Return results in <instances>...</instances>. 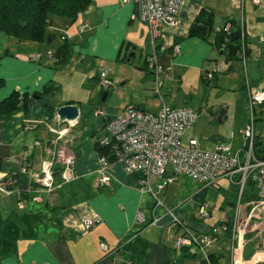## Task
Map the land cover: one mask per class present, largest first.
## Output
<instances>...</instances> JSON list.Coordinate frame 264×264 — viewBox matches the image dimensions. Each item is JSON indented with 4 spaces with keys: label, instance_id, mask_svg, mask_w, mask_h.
<instances>
[{
    "label": "crops",
    "instance_id": "0c3cea01",
    "mask_svg": "<svg viewBox=\"0 0 264 264\" xmlns=\"http://www.w3.org/2000/svg\"><path fill=\"white\" fill-rule=\"evenodd\" d=\"M201 9L211 13L215 26L231 21L243 30L247 56L232 69L213 47L214 35L206 38L189 35ZM133 12L132 4H121L120 0H91L75 23L65 18L53 19L55 29L65 32L71 42L65 65L48 56V53L54 55L61 43L50 50L47 42H18L0 34V102L11 95H16L19 101L14 110L0 114V184L7 190V194L0 191V236L20 218L29 227L27 231L20 229L16 241L4 244L0 264H203L196 249L175 247L178 230L166 209H173L179 219L187 221L199 234H208L211 228L225 224L226 220L234 227L238 175L219 181L216 190L222 191L224 196L220 208L222 216L218 217V222H207L199 220L197 214L202 201L208 204L209 189L194 197L200 185L184 175L177 176L172 184L163 188H160L162 178H150V188L162 206L156 204L151 193L140 189V175L126 174L120 165L111 166L113 179L109 186L99 187V155L95 146L106 120L120 114L125 107L151 111L138 103L139 94L144 92L141 88L158 97L154 94L153 74L147 64L151 56L164 70L163 83L173 84L179 90L182 79L188 76L203 84L202 79L210 72L214 82L219 81L220 75L237 69L245 71L242 88L247 83H264V0L257 3L253 0H183L176 25L164 26L154 47L148 38L147 25L134 19ZM80 27H84L82 34ZM164 35L172 40L167 50L162 49ZM52 41L53 38L50 43ZM175 45L179 53L174 55ZM107 67L112 87L101 92L98 74ZM128 70L135 73L131 75L135 77L132 81ZM62 79L69 87L68 93L74 95H58ZM50 87L49 94L46 89ZM74 89L82 93L76 94ZM37 95L41 99L36 98ZM185 97L179 105L170 98L165 102L160 90L158 110L162 104L194 110L193 97ZM246 102L245 90L240 104L244 116L240 132L249 120ZM65 105L78 108L74 123L58 121L56 113ZM98 109H102L105 116H97ZM216 113L220 123L231 118L228 105ZM196 123L184 139H196L191 134ZM261 129L262 122L258 121L257 130ZM197 141L200 149L210 152L222 143L215 140L211 149L205 150L201 140ZM247 147L242 136V147L234 150L230 146V152L243 158ZM68 156L75 157V165L66 172L67 182H63V160ZM44 164H51L53 189L50 192L34 181ZM167 173L170 174L171 169ZM23 194L28 197L23 198ZM34 196L39 200L34 201ZM258 201L256 186L248 178L240 201L241 234L231 242L219 232L208 251L212 264H264V205H258ZM138 214L143 218L141 222H137ZM93 217H97L98 222L85 231L82 220ZM101 244L107 249H101Z\"/></svg>",
    "mask_w": 264,
    "mask_h": 264
},
{
    "label": "built area",
    "instance_id": "2783aa9c",
    "mask_svg": "<svg viewBox=\"0 0 264 264\" xmlns=\"http://www.w3.org/2000/svg\"><path fill=\"white\" fill-rule=\"evenodd\" d=\"M233 1L241 2L243 0ZM120 2L134 6L133 18L147 25L148 38L154 47L153 43L160 38L162 28L176 25L183 0H120ZM253 2L257 3L258 0H253ZM228 28L227 26H217L215 31L227 32ZM83 31L84 27H80L79 33L82 34ZM241 37L245 39L243 30H241ZM243 46L245 48V44ZM172 53L174 55L179 53L177 45L173 46ZM48 56L55 60L53 54L48 53ZM241 57L243 60L245 59V50H242ZM147 64L153 74L154 94L160 97V90L165 77L164 70L157 64L155 57L148 58ZM206 78L212 80L213 74L208 73ZM98 85L102 90L112 87L108 69H101L98 74ZM245 86L249 120L241 130V134L248 144L243 158L238 154L232 155L230 146L224 142L210 152L200 149L196 139H184L198 117V113L192 108H171L162 104L158 111L152 112L127 106L120 114L108 118L101 130L102 135L98 140V145L107 150L108 156L101 155L98 157V186H109L113 179L111 166L120 165L126 174L140 175L138 183L140 189L151 193L156 204L162 206V202L156 198L150 188L149 180L151 177L163 179L160 188L173 183L177 176L186 175L199 183L202 188L218 189V183L221 179L233 178L238 175L237 213L231 232L232 242H235L237 236L241 234L239 209L241 208L242 192L248 178H251L256 186L259 196L258 205H264V160L258 159L253 149L257 139L264 144V83L254 87L249 84ZM96 115L103 117L105 113L102 109H98ZM258 121L262 122L260 131L257 130ZM63 165L61 179L63 182H67L66 172L73 169L75 157L64 158ZM168 169H171L170 174L167 173ZM34 181L40 188L50 192L53 189L51 164H44L41 174L35 176ZM0 191L7 194V190L1 184ZM32 199L38 201L39 197L34 196ZM166 212L171 216L172 223L181 230L176 235L175 247L182 248L191 244L200 245V253L208 261L206 248L213 244L210 235L197 236L190 230L188 222L179 219L174 214L173 209H166ZM197 217L199 220L209 217L207 203L200 206ZM142 220L141 214H138L137 222ZM97 222V217L83 219L82 227L85 231H89ZM212 232L217 231L213 230ZM101 249L106 250L107 248L101 244Z\"/></svg>",
    "mask_w": 264,
    "mask_h": 264
},
{
    "label": "trees",
    "instance_id": "16d2710c",
    "mask_svg": "<svg viewBox=\"0 0 264 264\" xmlns=\"http://www.w3.org/2000/svg\"><path fill=\"white\" fill-rule=\"evenodd\" d=\"M90 4L91 0H0V33L11 37L18 42H45L48 38L52 39V36H48L47 29H49L53 19L57 17L65 18L73 24L80 13L86 10ZM226 26L229 27L227 32H216L215 27L217 26L214 25L211 13L208 10L201 9L190 27L189 35L202 38H206L211 34L214 35L213 47L217 51L222 52L226 63L230 64V69H232V66L236 62L242 61V50H245V57L247 56V49L246 45L245 48L243 46L245 44V39H242L241 37L242 29L231 21H225L221 25V27ZM69 56L70 45L68 44L67 39H65L63 44L55 51L54 57L58 64L65 65ZM202 80L204 84L213 82V78L212 80H208L206 76ZM51 89L52 87L47 88L46 92L50 94L52 92ZM37 97L41 99V96L37 95ZM18 102V97L16 95H11L5 101L0 102V114L14 110L18 105ZM95 148L99 156H108L107 150L99 147L98 143ZM253 149L256 157L264 160V144H262L259 139L255 141ZM192 180L196 182L194 179ZM197 184L200 185L199 183ZM206 189L207 188H202L200 185L197 192H195L194 197L202 194ZM22 197L27 198L28 196L27 194H23ZM204 203L205 202L202 201L201 205ZM230 225V221L226 220L225 224H220L211 228L208 234L213 242L219 232L225 235L224 238L229 239L232 242V228ZM20 229L23 231L29 229L23 218H20L16 224H10L9 227L6 228L3 236H0V250L3 249L4 244L10 245L11 242L16 241ZM177 230L178 233L181 232L179 228H177ZM190 230L197 236L205 235L199 234L191 228ZM213 230H216L217 232L213 233ZM182 248L196 249V253L201 255L200 245L191 244L190 246ZM209 248H206L208 261H206L201 255L203 264H212L210 260L211 258L208 254Z\"/></svg>",
    "mask_w": 264,
    "mask_h": 264
},
{
    "label": "rangeland",
    "instance_id": "374dc122",
    "mask_svg": "<svg viewBox=\"0 0 264 264\" xmlns=\"http://www.w3.org/2000/svg\"><path fill=\"white\" fill-rule=\"evenodd\" d=\"M56 19L57 18H55V20ZM53 25L54 24L50 25L49 29H47V33L48 36H52L54 41H52V43H48V39L47 41H45L47 42V46L50 50L57 47V44L59 43L63 44L64 40L67 38L66 34H63L65 32H59ZM0 34L2 35V33ZM169 37H167L166 35L162 37L163 50H167L169 46H172V40L170 39L171 37ZM9 38L12 39L11 37ZM67 39L69 40V37ZM70 43L68 42L69 45ZM137 58L138 56H136L135 63L137 61ZM106 69L110 71L109 67H107ZM127 72L129 77L135 74L131 70H128ZM244 72L237 69V71L230 74H222L219 76V81L216 80L214 82H210L209 84H201L200 80H198L197 78L193 79L191 76H188V78L182 79L180 90L173 84L171 86H167L165 83H163L161 93L163 94L165 102H168L167 99L170 98L173 103L179 105L182 101L181 99L186 98L185 95H191L193 97L191 103L194 107V110L198 112V117L196 120L197 123L194 126L191 134L197 140H201L202 146L205 150H210V147L213 145V142L215 140L230 144L231 148L234 150L240 149L242 147V135L239 131V125L244 120L243 112L240 109V104L242 100L244 101L245 90L247 92L246 86L242 88ZM141 78L142 76L139 77V79ZM133 79H135V77L131 76V81ZM114 81H116L115 78ZM61 85L62 87H60ZM251 86L254 87L256 85L252 84ZM58 87L60 88L58 90V95H60V93H64L66 95H74L73 92L68 93L69 87H67L66 80L62 79L59 82ZM168 89L171 90V93H169ZM140 90L144 92L139 94L138 98L140 102L138 103L143 105L148 110H158L160 104L158 97H155L151 91L147 93V90H145L144 88H141ZM74 91L76 92V94H78L79 92L82 93L81 91L77 92L75 89ZM101 92L105 91L101 89ZM127 94L134 95L136 93L127 92ZM110 97L111 96H109V98ZM135 103L138 104L137 102H134V104ZM226 105L230 106V113L228 115L231 118H229V120L223 119V123H220V121H218V113H220V110L216 114L215 112L222 106L226 107ZM223 188L225 189V187ZM208 189L207 202L210 209L212 210V216L206 218L205 221L215 222L216 220V222H218L220 220V218L218 219V217L222 216L220 208L222 207V201L224 197L223 192L220 190H216L215 188ZM228 190L229 189L227 188V191Z\"/></svg>",
    "mask_w": 264,
    "mask_h": 264
},
{
    "label": "water",
    "instance_id": "95a60500",
    "mask_svg": "<svg viewBox=\"0 0 264 264\" xmlns=\"http://www.w3.org/2000/svg\"><path fill=\"white\" fill-rule=\"evenodd\" d=\"M48 43H50L49 39H48ZM220 54H222V52H220ZM78 115H79L78 108L72 105L62 106L58 109L56 113V117L58 118V121L60 123L63 122L74 123L77 120Z\"/></svg>",
    "mask_w": 264,
    "mask_h": 264
}]
</instances>
